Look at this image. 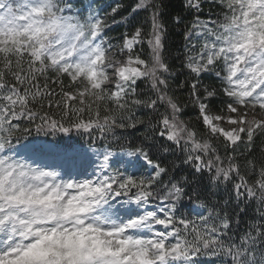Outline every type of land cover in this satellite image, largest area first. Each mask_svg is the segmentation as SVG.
I'll return each mask as SVG.
<instances>
[{"label":"snow or ice","instance_id":"obj_1","mask_svg":"<svg viewBox=\"0 0 264 264\" xmlns=\"http://www.w3.org/2000/svg\"><path fill=\"white\" fill-rule=\"evenodd\" d=\"M0 264H264V0H0Z\"/></svg>","mask_w":264,"mask_h":264},{"label":"trees","instance_id":"obj_2","mask_svg":"<svg viewBox=\"0 0 264 264\" xmlns=\"http://www.w3.org/2000/svg\"><path fill=\"white\" fill-rule=\"evenodd\" d=\"M179 2L180 0H171V3L174 6H178ZM117 3L127 4L129 3V0H97L98 6H104L105 8H108V6H114ZM205 12H207V8H205ZM117 19H119V17H117ZM123 31L124 29L122 27H114L112 31L107 33V35L110 38H112L113 43H119V37ZM183 43H184L183 36L180 34L179 30L174 29L170 33L169 38L167 40V53L169 54V62L173 65V67H178L179 65V61L175 59V56L177 55L178 50L181 49ZM143 48H144L145 58H147V53H148L147 44H145ZM205 83H208V81L206 80ZM179 95H180L181 100L185 99L183 94H179ZM186 113L187 114L184 116V119L191 118L192 123L196 124L197 123L195 119L196 114H195L194 109L191 106H189L186 109ZM197 127H199L198 124H197Z\"/></svg>","mask_w":264,"mask_h":264}]
</instances>
